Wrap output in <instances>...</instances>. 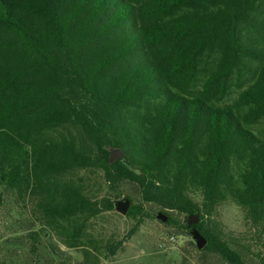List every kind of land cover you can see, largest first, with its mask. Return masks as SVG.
Segmentation results:
<instances>
[{"label": "trees", "instance_id": "1", "mask_svg": "<svg viewBox=\"0 0 264 264\" xmlns=\"http://www.w3.org/2000/svg\"><path fill=\"white\" fill-rule=\"evenodd\" d=\"M260 2L0 0V207L9 196L28 202L77 248L127 183L138 191L126 215L135 223L105 244L109 255L154 205L182 216L204 252L246 264L248 246L216 216L236 206L252 240L264 241V137L251 130L264 117ZM250 64V84L219 105ZM111 149L124 156L110 163ZM81 172L99 174L104 196L75 179ZM254 257L264 264L263 250Z\"/></svg>", "mask_w": 264, "mask_h": 264}, {"label": "rangeland", "instance_id": "2", "mask_svg": "<svg viewBox=\"0 0 264 264\" xmlns=\"http://www.w3.org/2000/svg\"><path fill=\"white\" fill-rule=\"evenodd\" d=\"M254 20L264 37V0H261ZM244 33L248 37L245 39L256 40L251 31L245 30ZM262 46L264 44L258 45L259 48ZM254 68L255 64H250L234 72L228 93L219 105H232L237 100L240 92L250 84ZM203 80L204 75L195 89L200 88ZM251 130L264 137V117L252 125ZM77 178H86L88 188L104 196L106 188L99 174L81 172ZM121 190V198L128 197L133 204L138 203L135 185L124 183ZM145 211L149 219H144L115 255H109L105 244L124 238L135 223L126 216L115 211L102 213L90 222L82 239L83 245L67 248L28 202L9 196L0 207V258L5 264H226L198 246L194 232L182 227V216L165 213L154 205H146ZM157 214L167 216V220L171 217L177 225L166 224L167 220L161 222L155 217ZM216 219L227 235L237 239L243 247L248 246L249 252L242 250L246 264H256L254 254L257 249L264 251V241L261 244L252 240L241 210L232 204L222 205ZM32 244L36 249H32ZM86 249L90 250V256L84 255Z\"/></svg>", "mask_w": 264, "mask_h": 264}, {"label": "water", "instance_id": "3", "mask_svg": "<svg viewBox=\"0 0 264 264\" xmlns=\"http://www.w3.org/2000/svg\"><path fill=\"white\" fill-rule=\"evenodd\" d=\"M109 153H110L109 156L110 163H113L124 156L123 151L120 149H111ZM130 205H131V201L127 197L116 199L114 200V211L122 216H126L129 211ZM155 217L161 220V222L163 223H165V221L167 220V216L163 214H157ZM195 222H196V218H192L189 220V224H193ZM194 236L198 240V246L202 248L205 244V240L202 238L200 234H198L197 231H194Z\"/></svg>", "mask_w": 264, "mask_h": 264}]
</instances>
